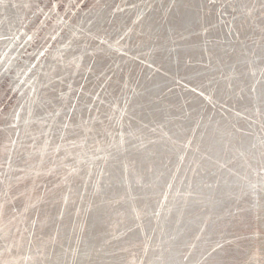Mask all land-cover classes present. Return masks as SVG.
<instances>
[{
	"label": "rangeland",
	"instance_id": "obj_1",
	"mask_svg": "<svg viewBox=\"0 0 264 264\" xmlns=\"http://www.w3.org/2000/svg\"><path fill=\"white\" fill-rule=\"evenodd\" d=\"M0 264H264V0H0Z\"/></svg>",
	"mask_w": 264,
	"mask_h": 264
}]
</instances>
